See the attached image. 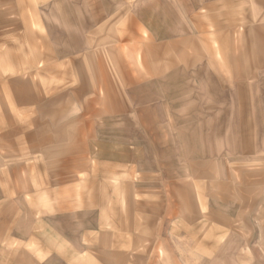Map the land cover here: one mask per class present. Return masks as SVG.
Returning a JSON list of instances; mask_svg holds the SVG:
<instances>
[{"label": "rangeland", "instance_id": "374dc122", "mask_svg": "<svg viewBox=\"0 0 264 264\" xmlns=\"http://www.w3.org/2000/svg\"><path fill=\"white\" fill-rule=\"evenodd\" d=\"M84 1L0 0V179L9 199L7 209L18 200L48 213L55 208L64 213L71 206L77 210L79 256L71 264H206L192 262V254L187 258L182 253H174L175 262L165 261L163 253L161 261L157 260L149 243L140 244L132 234L120 231L119 217L126 207L133 211L136 188L150 184L140 178L138 170L149 173L154 169L169 177H196L194 166L176 164L180 160L176 156L187 153L183 136L190 146L188 152L195 154L203 125L200 123L205 124L207 135L208 127L214 125L213 111L229 112L236 88L232 83L237 74L238 79L241 72L244 74L243 69L230 70V58L234 53L245 58L248 44L256 46L251 30L261 25L262 6L258 0H115L110 3L109 14H130L141 3L144 9L155 10L156 6L183 5L190 36L173 38L167 45L164 39V46L152 53L147 33L137 35L129 22L117 28L119 23L111 20L103 27L115 25L114 35L112 28L104 31L106 36L101 29L91 34L87 58L81 57L86 50L70 57L72 64L68 58H62L64 64L60 63L54 53L56 42L62 48L70 44L71 36L78 46L83 42L82 33L76 32L73 25L71 4ZM108 3L101 0L97 5L95 0L98 9ZM110 5L104 7L105 11ZM146 15L147 22L155 26L156 22L150 21L154 16ZM114 17L118 18V14L110 15ZM154 60L191 68L190 77L177 75L171 86L170 109H179L182 104L189 111V119L175 118L172 111L169 120L175 131L158 135L159 141L168 139L171 143V150L162 151L163 163L170 165L162 167L149 165V85L137 86L138 89L135 85L140 76L149 78V63ZM187 76L191 78L190 88L183 85ZM179 95L183 101L175 103ZM111 96H125L129 110L123 118L125 126L119 127L123 119L103 117L113 112ZM199 110L204 111L202 118L198 117ZM142 114L144 117L138 118ZM163 117L159 118L162 127L166 125ZM228 121L222 116L223 126ZM125 160L133 161L132 165L121 164ZM87 176L93 182L85 180ZM70 184L74 193L69 191ZM59 187L62 189L55 195ZM122 191L132 197H121ZM61 215L63 223L71 221L69 215ZM82 222L88 224V229L82 228ZM47 229L44 241L53 249L55 235ZM97 237L101 243L92 245L91 238L96 241ZM3 242L0 239V264H35L44 254L36 252L38 246L29 253L24 247L30 257L23 261L21 243ZM61 258L53 255L46 264L69 263ZM182 258L189 263L179 260Z\"/></svg>", "mask_w": 264, "mask_h": 264}, {"label": "crops", "instance_id": "0c3cea01", "mask_svg": "<svg viewBox=\"0 0 264 264\" xmlns=\"http://www.w3.org/2000/svg\"><path fill=\"white\" fill-rule=\"evenodd\" d=\"M96 1L97 5H100L101 0ZM108 1L109 5L111 2H116ZM257 2L262 6L261 25L260 27L256 25L251 30V38L254 33V39H257L256 46L249 47L248 44L245 58L235 56L234 53L228 66L230 70L242 71L243 69L244 71L243 76L241 72L238 79L237 74L236 80L232 83L236 87L233 100L231 99L235 104L231 103L229 112L213 111L214 125L208 127L207 135L205 124L200 123L203 125L202 130L198 132L195 154L188 152L190 146L184 140L186 136H183L185 146L183 149L187 153L176 156L177 159L180 158L178 163L176 162L177 165L195 167L196 177H169L154 169H151L149 173L138 170L140 178L144 182L149 181L150 184L141 189L136 188L133 211L131 207H126L127 210L125 209L119 217L120 231L132 234L133 239L140 244L149 243L156 252L157 260L161 261L159 258L163 253V257H166L165 261L175 262V254L182 253L187 258L188 254H192V262L203 261L206 264H264V0ZM138 6V9L130 14L117 12L109 14V12L112 13L111 5L106 12L104 7L96 8L95 0L93 2L85 0L80 4L72 3L73 25L76 32L82 33L83 42L81 46H78L73 36L69 38L70 44L65 48L60 47V44L56 42L54 53L57 59L62 61V58H68L69 63L72 64L70 57L84 53L89 47L91 34L99 29L103 34L106 29L112 28L114 35V31L117 30L115 25L113 27L108 24L103 27L111 20L119 23L117 28L120 27V23L129 22L137 35L143 36V33H147L152 53L164 46L162 43L164 39L167 45L173 38L184 39L190 36L189 20L185 17L183 5L178 8L156 6V10L146 7L144 9L142 3ZM187 11L188 8H186ZM117 14L118 18H110V15ZM146 14L154 16L150 21L151 23L152 20L155 21V26L147 22ZM53 35H57L56 24L53 25ZM166 49L168 53L169 46ZM90 51L87 50L81 57L87 58ZM60 63L64 64L63 61ZM190 70L189 66L179 68L172 62L154 60L149 63V78L140 76L135 84L136 88L149 85L150 125L147 127L151 135L150 166L170 165L169 162L163 163L162 151L171 150V143L168 139L159 141L158 135L167 134L168 131L173 132L174 129L169 120L172 118V111L175 118L189 119V111L185 110L182 104L179 109L171 110L168 102L173 101L170 93L173 94L171 86L174 85V77L177 75L190 77ZM188 76L183 83L187 88L191 79ZM119 96H111L113 112L103 115L104 118L118 117L119 120L126 118L129 112L126 99L125 96ZM180 97L182 96L179 95L175 103H182L183 100ZM197 114L199 118H202L204 111L199 110ZM161 116L166 118V125L163 127L159 120ZM222 116L229 119L225 126L221 122ZM143 117L142 114L138 118ZM124 119L123 125L119 127L125 126ZM141 132H143L142 129ZM146 132L147 130L144 129V133ZM165 155L168 156L167 153ZM131 162L133 161L125 160L120 163L132 165ZM120 163L116 164L121 165ZM133 165L139 164L134 162ZM85 180L93 182L92 177L87 176ZM69 187V191L74 193L73 184ZM61 189V187L56 188L54 194L57 195ZM122 192L119 194L121 197L125 194V199L126 196H131ZM92 196L94 197L95 194ZM92 196L89 195V197ZM8 203L7 191L0 179V239L6 245L21 243L23 261L29 260L28 253L35 246H38L37 253H44L40 258L41 261H36L35 264H46L53 255L62 257L61 259L66 260V263L77 259L79 256L77 255L79 228L76 222L78 211L71 205L70 210L64 213L55 211L56 208L48 213L39 208V210L29 208L18 200L15 206L13 202L12 207L7 209ZM36 214L39 215L36 216ZM61 214L69 215L71 221L68 224L63 223ZM83 224L82 228L88 229V224ZM47 227L56 236H53L56 249L48 247L49 243L46 244L44 241L47 237ZM91 232L94 233V231ZM94 240L91 238L92 245L101 243L99 238ZM24 247L28 253L24 251ZM179 260L188 261V263L190 261L185 258Z\"/></svg>", "mask_w": 264, "mask_h": 264}]
</instances>
